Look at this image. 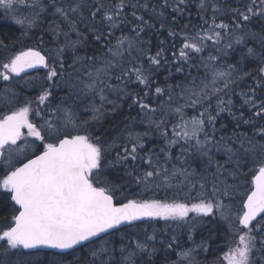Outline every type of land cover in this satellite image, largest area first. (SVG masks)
I'll return each instance as SVG.
<instances>
[{
  "label": "snow or ice",
  "instance_id": "snow-or-ice-1",
  "mask_svg": "<svg viewBox=\"0 0 264 264\" xmlns=\"http://www.w3.org/2000/svg\"><path fill=\"white\" fill-rule=\"evenodd\" d=\"M0 17V264H264V0Z\"/></svg>",
  "mask_w": 264,
  "mask_h": 264
},
{
  "label": "trees",
  "instance_id": "trees-1",
  "mask_svg": "<svg viewBox=\"0 0 264 264\" xmlns=\"http://www.w3.org/2000/svg\"><path fill=\"white\" fill-rule=\"evenodd\" d=\"M193 16H195V12H193ZM0 23L7 24L9 22L4 21L2 19V17H0ZM3 32L4 33L8 32L7 27H5L3 29ZM15 35L18 36L19 33L17 32V33H15ZM153 43L155 44V38H153ZM21 46H23V45H21ZM42 74H43V72L37 73V74H34V75H42ZM161 79H163V77H161ZM140 130H142V129H140ZM134 191H138V188L134 189ZM161 195H163V193H161ZM192 195L195 196L196 192L194 191L192 193ZM179 198L180 199H186L185 193H183V192L180 193ZM187 199H189L190 202H194V201H191L190 197H187ZM190 215H195V214L190 213ZM158 227L159 228H164L165 227V223L163 221L159 222ZM173 227H175V226L173 225ZM167 231H169V232L172 231V228H168ZM177 232H178V234H182L180 229H177ZM197 239H199V235L197 236ZM229 239H231V238H229ZM218 247L221 248L222 251H226L227 250V248L224 245L223 241H221V243L219 245H217V244L211 245L210 250L208 252H201V253L198 254L197 259L200 261V264H214V262L217 260V258L222 255V251H217Z\"/></svg>",
  "mask_w": 264,
  "mask_h": 264
},
{
  "label": "water",
  "instance_id": "water-1",
  "mask_svg": "<svg viewBox=\"0 0 264 264\" xmlns=\"http://www.w3.org/2000/svg\"><path fill=\"white\" fill-rule=\"evenodd\" d=\"M32 74L41 73L44 70H30Z\"/></svg>",
  "mask_w": 264,
  "mask_h": 264
}]
</instances>
